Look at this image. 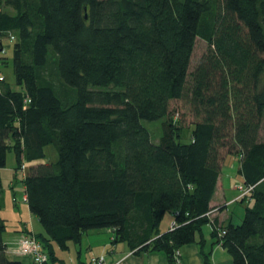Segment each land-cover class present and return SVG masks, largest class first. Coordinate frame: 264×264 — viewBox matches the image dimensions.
I'll return each instance as SVG.
<instances>
[{"label": "trees", "instance_id": "1", "mask_svg": "<svg viewBox=\"0 0 264 264\" xmlns=\"http://www.w3.org/2000/svg\"><path fill=\"white\" fill-rule=\"evenodd\" d=\"M1 7L13 14L0 12V54L11 41L20 90L0 88V210L1 171L13 150L16 171L29 164L25 202L41 230L21 231L39 242L44 264H64L53 246L65 251L105 230L112 245L174 263L210 224L212 246L232 264H264V0H0ZM197 40L205 50L190 72ZM50 65L70 96L45 80ZM180 102L192 116L188 142L173 122ZM143 121L161 122L157 142ZM48 145L58 160L39 163ZM231 155L251 190L241 222L221 228L209 220L210 203ZM167 214L173 225L160 232ZM5 230L0 215V264H22L8 258ZM203 259L209 264L208 254Z\"/></svg>", "mask_w": 264, "mask_h": 264}, {"label": "rangeland", "instance_id": "2", "mask_svg": "<svg viewBox=\"0 0 264 264\" xmlns=\"http://www.w3.org/2000/svg\"><path fill=\"white\" fill-rule=\"evenodd\" d=\"M0 12H6L9 14H13L10 9L1 7ZM11 40V39H10ZM13 41V40H12ZM11 42V41H10ZM9 40H3L2 44L4 46V54H0V77L4 79V82L0 81V88L2 85L6 84L13 90H20L15 85L14 79V71H13V58H12V44ZM205 50V43L200 40H197L193 59L191 63L190 72L193 70L194 65L197 63L199 58L201 57L202 53ZM54 62V61H52ZM53 64V63H52ZM45 80L51 82V84L55 87L56 90L62 92L63 94L70 96L71 92L70 89L65 86L61 80L55 75L53 66L50 65L47 72L43 74ZM264 83V72L261 76V84ZM173 109L175 108V117L173 122L175 126L181 129L180 133L182 136L183 141L188 142L190 130L185 129L191 122L192 116L190 115L187 106L180 102L172 105ZM143 126L149 130L152 141L157 142L159 137L162 133L161 122H142ZM260 140L264 141V131L260 132ZM44 153L46 158L39 163H51L54 164L58 160V154L54 146L48 145L44 148ZM24 155L23 151L21 154V160H23ZM25 160V159H24ZM223 166L221 168V186H224V183L230 184L231 187L228 186V192L234 191L232 194V199L235 197L233 202H230L229 211L227 216L233 215L234 217L237 216V213L241 210H244L246 203L248 201L249 193L248 188H245L241 178L238 176L237 172L239 169V160L238 157L235 155L226 156L223 159ZM23 165L25 167V172L16 171L17 164L15 161V155L13 150H10L6 156V164L4 169L1 171V183H2V192H1V210L0 215L1 218L4 219L6 224L5 235L3 236L4 239L8 240L10 237H16L20 231L23 229L24 226H27L34 229H40V225L36 221V219L30 214L28 206L26 202L23 200L24 196V185H23V178L25 177L29 164L26 161H23ZM220 187V186H219ZM221 188V187H220ZM231 190V191H230ZM246 193V194H245ZM244 194V195H243ZM248 194V195H247ZM231 201L227 200V202ZM235 203V204H234ZM216 212V211H215ZM170 215H165L163 221L161 222V228H164L166 223L169 221ZM95 232V231H91ZM88 232L87 236H85L82 240V253L80 258L78 257V244H70L69 250H60L56 247V256L64 262V264H92L91 258L94 256L99 255L100 249L97 250L96 248H92L91 250L86 249V245L88 243H92V246H96L99 239L94 240L92 237L90 239L89 236H94L96 233ZM203 236L206 239L205 244V251L206 254L210 255H217L220 258L221 262L232 264V260L230 259L229 255L226 252H223L219 249L218 246H212V239H211V227L206 225L202 228ZM92 234V235H90ZM103 234V233H102ZM108 242V239H106ZM202 242V241H201ZM211 247H213V252H211ZM8 258L13 261H20L22 264H32V262H28V260L23 259V257H16L9 255ZM102 264V263H101Z\"/></svg>", "mask_w": 264, "mask_h": 264}, {"label": "crops", "instance_id": "3", "mask_svg": "<svg viewBox=\"0 0 264 264\" xmlns=\"http://www.w3.org/2000/svg\"><path fill=\"white\" fill-rule=\"evenodd\" d=\"M220 182H221V174L217 182L215 194L210 203V207L212 210L209 215V220L210 222L212 223L214 222L218 227H221V228L226 226L228 223L239 224L243 217L244 210H241L239 214L237 213V216L235 217L233 215L227 216L229 207L231 206L229 205V203L233 202L235 199V197L232 199V194L234 193V191L230 190L231 192H228L227 190L228 186L231 187V183L229 185L227 183L226 184L224 183V186H221ZM230 199L231 201L227 202V200H230ZM172 225H173V222H172V218L170 217L169 221L166 223L164 228H161L160 226L159 228L160 232L167 231L168 229L171 228ZM22 230L23 232H26V234L30 233L32 235H36L41 232L40 229L32 230L31 228L27 226H24ZM23 232L20 231V233L14 238L10 237L8 240L4 239L5 244L7 246V255L23 257V259L28 260V262H31L29 257L26 255H21L17 248L18 240L22 236H25ZM91 233H96V234H94V236H89L88 239L92 237L94 240L99 239V241L96 242L97 243L96 246H92L93 242L88 243V245H86V249L88 250H91L92 248H96L97 250L100 249L101 251L99 255L94 256L93 258L103 257L104 262L102 264H205L204 259H203V253L206 254V251H205V244H206L205 240L206 239L203 236L204 235L203 232H201V235L197 236V242H196L197 244L189 245L179 250V260H178L179 262L174 261V263L170 262L168 257L164 253H161V252L134 254L130 252L127 246L123 243L112 245L111 244L112 236L109 230L95 231ZM5 234L6 233H4V235ZM88 234H84L82 236V240ZM106 239H108V242L106 241ZM82 240H81V243L77 246L78 247L77 254L79 258H80V255L83 249ZM200 241L203 242L201 245L202 247L198 245ZM212 242H213V239H212ZM53 247L55 249L54 252L56 255V247L55 246ZM70 247L71 246H69V248ZM219 249L225 252V250H223L221 247H219ZM211 252H213V247H211ZM212 254L210 255L208 259L209 264H229L231 262V261H228V263H226V261L221 262L219 256L212 255Z\"/></svg>", "mask_w": 264, "mask_h": 264}, {"label": "built area", "instance_id": "4", "mask_svg": "<svg viewBox=\"0 0 264 264\" xmlns=\"http://www.w3.org/2000/svg\"><path fill=\"white\" fill-rule=\"evenodd\" d=\"M11 40H14V38H11ZM1 53L3 54L2 51H1ZM2 80H3V78L0 77V81H2ZM25 170L26 169H25L24 165H22L20 171L25 172ZM250 190H251V188L248 191H246V193L247 192L249 193ZM23 200L26 201L25 196H23ZM222 234H224V233H221V235ZM17 248H18L19 253L21 255L28 256L33 264H44L45 262L48 261L47 254L43 251L39 242L37 240H35L33 237L22 236L17 242ZM175 257H176V261L179 262L178 261L179 260L178 259V257H179L178 253L175 254ZM103 262H104L103 257L91 259L92 264H101Z\"/></svg>", "mask_w": 264, "mask_h": 264}]
</instances>
